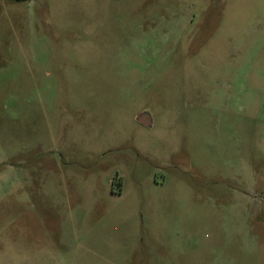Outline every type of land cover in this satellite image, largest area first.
Instances as JSON below:
<instances>
[{"label": "rangeland", "instance_id": "rangeland-1", "mask_svg": "<svg viewBox=\"0 0 264 264\" xmlns=\"http://www.w3.org/2000/svg\"><path fill=\"white\" fill-rule=\"evenodd\" d=\"M0 264H264V0H0Z\"/></svg>", "mask_w": 264, "mask_h": 264}, {"label": "crops", "instance_id": "crops-1", "mask_svg": "<svg viewBox=\"0 0 264 264\" xmlns=\"http://www.w3.org/2000/svg\"><path fill=\"white\" fill-rule=\"evenodd\" d=\"M136 120L145 126H152V120L147 111L141 112L136 116Z\"/></svg>", "mask_w": 264, "mask_h": 264}, {"label": "trees", "instance_id": "trees-1", "mask_svg": "<svg viewBox=\"0 0 264 264\" xmlns=\"http://www.w3.org/2000/svg\"><path fill=\"white\" fill-rule=\"evenodd\" d=\"M18 2H23V1H32V0H17Z\"/></svg>", "mask_w": 264, "mask_h": 264}]
</instances>
